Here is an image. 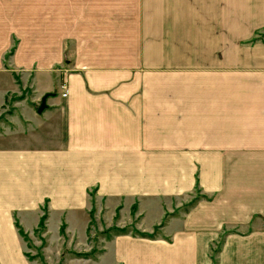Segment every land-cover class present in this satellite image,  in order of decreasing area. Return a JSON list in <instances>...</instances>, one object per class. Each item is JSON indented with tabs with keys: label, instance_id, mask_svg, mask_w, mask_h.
I'll return each mask as SVG.
<instances>
[{
	"label": "crops",
	"instance_id": "crops-1",
	"mask_svg": "<svg viewBox=\"0 0 264 264\" xmlns=\"http://www.w3.org/2000/svg\"><path fill=\"white\" fill-rule=\"evenodd\" d=\"M263 32L264 0H0V111L29 94L0 134V264L45 203L68 226L90 192L159 220L195 189L170 240L115 235L113 259L264 264Z\"/></svg>",
	"mask_w": 264,
	"mask_h": 264
},
{
	"label": "rangeland",
	"instance_id": "rangeland-1",
	"mask_svg": "<svg viewBox=\"0 0 264 264\" xmlns=\"http://www.w3.org/2000/svg\"><path fill=\"white\" fill-rule=\"evenodd\" d=\"M15 79L16 83L24 85V81L21 83L18 77ZM28 95L22 90V93L10 96V101L8 100L6 107L4 105L5 108L0 111L1 135L8 130L14 131L15 111L12 104L15 103L16 98L28 97ZM200 194L202 195L195 189L192 193L188 192L176 199L173 198L171 209L158 220L155 212L151 211L154 210L153 208L147 211L143 218L136 217L135 205L122 212V208H112L110 203L97 199L93 192H90L85 226L79 225L77 220L68 226L64 221L58 222L53 217L50 220L47 218L41 225L39 221L33 229H21L22 234L18 237L26 260L24 264H118L111 252L110 243L114 236L108 238L116 228L125 229L127 234L134 237L151 235L153 238L161 236L165 240H170L169 235L162 234V227L171 216L187 212L185 209L189 201L199 197ZM201 198L205 197L201 196ZM44 210L42 208L43 212ZM217 244L210 249L212 262L219 249Z\"/></svg>",
	"mask_w": 264,
	"mask_h": 264
},
{
	"label": "trees",
	"instance_id": "trees-1",
	"mask_svg": "<svg viewBox=\"0 0 264 264\" xmlns=\"http://www.w3.org/2000/svg\"><path fill=\"white\" fill-rule=\"evenodd\" d=\"M262 35H264V32H263ZM198 191H199V190H198ZM201 196H202V197H205L203 194H202V195L200 194L199 197H195V198H193L192 200H190V201H189V205L187 206L188 208L186 207L185 211H188V209H189L190 207H192V206L197 202V200L201 199ZM42 208H44L45 210H44L43 214L41 215L40 222H39L40 225H41L42 223H44V221L47 219V206H46V203L44 204V206H43ZM16 227H17V229H18V233L21 235V234H22V232H21L22 227H20V226L17 224V222H16ZM119 234H127V230L116 228L115 231H114V233H113L112 235L108 236V238L111 239L112 236L119 235ZM144 237L153 238V236H151V235L144 236Z\"/></svg>",
	"mask_w": 264,
	"mask_h": 264
},
{
	"label": "water",
	"instance_id": "water-1",
	"mask_svg": "<svg viewBox=\"0 0 264 264\" xmlns=\"http://www.w3.org/2000/svg\"><path fill=\"white\" fill-rule=\"evenodd\" d=\"M45 98H46V95L42 96L40 104L37 108V112H41L42 109L45 107Z\"/></svg>",
	"mask_w": 264,
	"mask_h": 264
},
{
	"label": "built area",
	"instance_id": "built-area-1",
	"mask_svg": "<svg viewBox=\"0 0 264 264\" xmlns=\"http://www.w3.org/2000/svg\"><path fill=\"white\" fill-rule=\"evenodd\" d=\"M61 88L64 89V91L61 93V95L66 96V92H67L66 86L64 84H61Z\"/></svg>",
	"mask_w": 264,
	"mask_h": 264
}]
</instances>
